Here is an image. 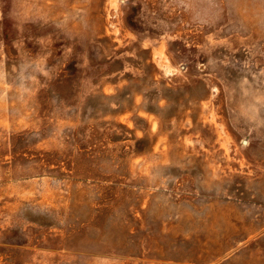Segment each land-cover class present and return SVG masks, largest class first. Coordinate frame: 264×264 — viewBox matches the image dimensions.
<instances>
[{
  "label": "rangeland",
  "instance_id": "rangeland-1",
  "mask_svg": "<svg viewBox=\"0 0 264 264\" xmlns=\"http://www.w3.org/2000/svg\"><path fill=\"white\" fill-rule=\"evenodd\" d=\"M0 264H264V0H0Z\"/></svg>",
  "mask_w": 264,
  "mask_h": 264
}]
</instances>
